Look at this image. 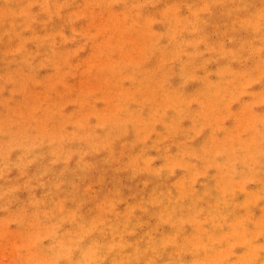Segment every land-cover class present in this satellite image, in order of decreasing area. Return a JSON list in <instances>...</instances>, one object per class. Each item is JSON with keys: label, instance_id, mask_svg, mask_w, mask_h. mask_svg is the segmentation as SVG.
Listing matches in <instances>:
<instances>
[{"label": "rangeland", "instance_id": "obj_1", "mask_svg": "<svg viewBox=\"0 0 264 264\" xmlns=\"http://www.w3.org/2000/svg\"><path fill=\"white\" fill-rule=\"evenodd\" d=\"M155 1L0 0V264H76L46 253L55 226L132 203L135 264L191 260L202 234L201 264H242L222 251L233 221L207 224L227 187L264 263V0ZM156 180L205 217L189 242L149 243L171 232L153 198L139 207Z\"/></svg>", "mask_w": 264, "mask_h": 264}, {"label": "bare ground", "instance_id": "obj_2", "mask_svg": "<svg viewBox=\"0 0 264 264\" xmlns=\"http://www.w3.org/2000/svg\"><path fill=\"white\" fill-rule=\"evenodd\" d=\"M148 1L152 2V0ZM153 4H156L155 8H157L156 10L159 11H162L161 9H163L165 5H158L155 0ZM171 9L172 8L170 6H167L166 4V10L171 12ZM169 44L167 48H170L172 46V44ZM214 87L216 90L220 89L217 84ZM257 153L260 158L262 152ZM169 171V166H164L162 168L154 169L153 173L156 174ZM241 171L242 170L231 175H233V177L242 176L245 173L244 171ZM152 183V186H160V189L148 190L144 193L145 195L139 194L137 196L140 203L139 207L146 204L147 201H150L153 198L164 208V210L167 211V217L164 220L169 225L171 232L170 234L166 233L162 238L157 235L156 238L155 236H150L149 243L154 246H156V244L159 242L164 243L165 245H170L172 244L171 242H173L174 237L176 236H181L183 240L189 242L190 235H183V227L193 229L197 224L205 223V217L203 220L198 218L199 212L196 206L193 208V211L190 212L189 215L185 216L183 214L184 206L181 204L179 197H177V192L174 197H172L173 190L165 191L162 188L163 183H158L157 180L153 181ZM227 188H225L224 191L221 190L223 194L221 193V195H218L215 200L216 206H221L223 207V209L217 210L215 208L211 215L212 219L207 224L209 226H212L213 228H218L220 226L219 219L221 217H224V221H233L232 224L227 226L232 232V238L229 242H223L222 251L225 254H231V256H233L242 264H252L253 261L250 260V257L253 253L256 254V249H254L253 245H246V243L243 242L248 234V230H246L248 222L243 221L242 218L237 219V217L235 216V207L238 204V200L233 198L230 194L225 193L227 192ZM202 189L205 190V192L209 193V195H211L212 197L216 196L218 192V187L214 183L210 184L206 189ZM259 196L260 195H258V198ZM261 197L262 201H260V203L264 204V195H261ZM227 203L230 204V212H228V209L225 208ZM105 206L107 208L108 204L105 203ZM216 206L211 203L210 208ZM136 208L137 204L132 203L125 206L124 210H122L123 213L114 211L108 213L106 216H98L94 220H90V222L93 223V225L90 224V226L94 227L91 229L83 227L84 223H90L87 220L88 216H83V213L79 216V218H76V221H74V224L70 228H65L64 226H60L57 224L55 226V230L53 229V231L51 232L52 237L49 240V245H47L48 247L46 249V253L55 254L60 247H64V252L66 253L64 261L76 264H135L139 260L148 262L149 259L146 256L142 258L143 254L140 253L139 249L130 244V242H128V240L126 239L127 237L131 236V234L133 233L132 229H134L135 227V224L133 222H136V220L130 219L129 215L133 213ZM143 211L149 212V210ZM151 211L157 213L154 209H151ZM209 212L210 209L208 210V213ZM53 214L57 213L53 212ZM217 219L218 221H215ZM142 222L143 220L137 223V225ZM254 224L256 225L255 228H261L264 225V220L259 218V221L254 222ZM152 230L153 229H151V231ZM200 239L201 243L192 247H188L186 249V251H188L190 253L189 255L192 257L191 260L183 261L179 257L176 261L177 264H201L206 256H214L213 250L210 248V245L207 244L209 243L208 241H211V238L205 234H202L200 236ZM63 241L66 242L62 243ZM70 244H75L73 246V252L68 250ZM164 257L165 258L161 260L162 262L160 264H166L164 262L166 261L167 257ZM212 261L216 262L215 260Z\"/></svg>", "mask_w": 264, "mask_h": 264}]
</instances>
